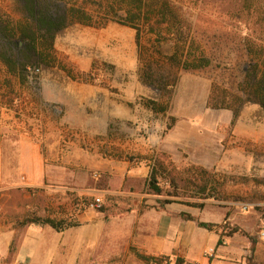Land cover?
<instances>
[{
  "label": "rangeland",
  "instance_id": "1",
  "mask_svg": "<svg viewBox=\"0 0 264 264\" xmlns=\"http://www.w3.org/2000/svg\"><path fill=\"white\" fill-rule=\"evenodd\" d=\"M171 1L180 9L185 49L190 46L196 55L202 49L209 68L184 72L172 67L168 58L179 42L170 38L155 47L146 29L143 58L128 27L114 21L103 28L70 24L56 36L54 67H40L24 83L11 78L10 89L0 91V148L6 160L13 153V131L22 130L50 146L51 152L42 150L47 164L64 169L54 173L64 182L50 186L25 187L22 176L18 187L0 182V264H146L139 249L143 214L168 204L181 209L180 215L217 225V236L241 229L256 240L255 263L264 264V240L258 238L264 224V111L246 96L235 112L207 107L214 84L231 91L242 82L249 68L242 41L264 46V0ZM0 11L20 18L12 0H0ZM153 60L160 63L148 70ZM158 80L175 84L166 92ZM144 98L168 102L167 112L146 109ZM137 157L147 160L129 163ZM11 160L17 173V159L12 155ZM152 166L166 178L160 181V196L147 186ZM201 170L212 182L207 192L217 201L202 199L208 193L198 192ZM127 191L129 198L120 195ZM95 197L101 199L100 208L89 209ZM28 217L63 221L80 230L63 245L65 230L22 225ZM79 243L84 249L78 251ZM248 245L240 234L223 238L211 253V264H246ZM175 260L168 258L170 264Z\"/></svg>",
  "mask_w": 264,
  "mask_h": 264
},
{
  "label": "trees",
  "instance_id": "2",
  "mask_svg": "<svg viewBox=\"0 0 264 264\" xmlns=\"http://www.w3.org/2000/svg\"><path fill=\"white\" fill-rule=\"evenodd\" d=\"M20 18L15 20L0 11V72L4 76L0 91L9 90L11 78H18L21 82L27 81L29 69L40 67L52 68L56 65L54 57V43L59 32L70 24H78L85 27L103 28L108 21H114L121 26L135 31L134 43L139 57L145 58L143 52L142 29L148 30L153 35L154 46L165 42L167 39H175V52L168 58V63L184 72L201 71L210 67V60L204 55L202 49H198V55L192 52L190 46L185 49L186 40L181 38L183 22L179 15V7L171 0H12ZM198 1V0H196ZM91 10V13L88 11ZM166 24L165 28H159ZM164 33V34H163ZM184 33V32H183ZM246 39V38H245ZM242 41L244 58L249 63V68L243 73L242 82L231 91L214 84L207 100V107L215 110H231L235 112L241 104L242 97L259 106L264 111V46ZM247 40V39H246ZM246 42V43H245ZM155 46V47H157ZM159 56V51L156 52ZM151 61L148 70L159 61ZM159 62V63H158ZM63 69V68H62ZM68 73V72H67ZM147 77L148 79H151ZM152 82V79H151ZM155 82V79H154ZM159 89L168 92L175 82H162L158 80ZM109 90L114 92L113 89ZM141 104L155 114H165L168 110V102L161 104L155 100L144 98ZM145 157L130 158L129 163L136 165ZM195 169V168H194ZM189 168L188 172L194 170ZM201 184L198 186L200 195L208 193L202 199L218 200L212 193L207 192L210 187L209 177L206 171L201 170ZM205 175V177H204ZM163 175L152 166L147 178V186L155 195H162L163 190L160 181ZM174 184V180H169ZM212 189H215L214 187ZM216 192V191H215ZM174 197V195H170ZM185 221L195 223L199 228L208 232L215 231L218 226L210 223L198 222L189 214L180 215ZM22 225H44L55 232H62L75 227L63 221L50 218L28 217L23 219ZM243 235L248 241V248L244 250L246 264H257L254 261L255 238L249 237L237 227H232L227 232H220L218 244L225 237ZM141 260L156 264H170L165 257H141ZM184 260L177 258L173 264H184Z\"/></svg>",
  "mask_w": 264,
  "mask_h": 264
},
{
  "label": "crops",
  "instance_id": "3",
  "mask_svg": "<svg viewBox=\"0 0 264 264\" xmlns=\"http://www.w3.org/2000/svg\"><path fill=\"white\" fill-rule=\"evenodd\" d=\"M65 89V88H63ZM69 89V93H77V88ZM90 93L96 91L93 88H88ZM98 96L100 92H96ZM46 99V98H44ZM54 101H59L57 96H54ZM15 144L8 154L10 159H7L6 153L0 148V182L12 184L14 187L19 185V177L25 181V187H40L43 185H52L57 182H64V177L54 175L55 169L64 173L62 167H55L47 164L43 158V151L51 152L49 145H46L42 140L40 143L35 141V137L21 130H14ZM47 139L45 138V141ZM47 147V148H46ZM17 159L18 169L15 172L13 160L11 156ZM52 189V187H49ZM56 189V188H53ZM129 198V191L120 194ZM132 197H140L133 195ZM175 204H168L163 209H150L144 212L143 227L140 231L142 244L140 245L141 254L144 257H165L169 259H183L185 261L196 264H211L213 249L218 245V236L213 232H208L199 228L195 223L185 221L180 217L183 213L181 209H176ZM191 214V213H190ZM83 214H77L75 217L79 221H85ZM191 216H193L191 214ZM140 217V216H139ZM95 219H93V223ZM95 224V223H94ZM73 230V232H72ZM72 229L65 230L61 233L60 239L62 244H65V239L70 238V235L75 231ZM215 246L213 247V244ZM63 244V245H64ZM84 243L78 244V251L84 249ZM224 249V246L223 248ZM227 249V248H226ZM228 250V249H227ZM135 251V250H133ZM209 255V258L206 257Z\"/></svg>",
  "mask_w": 264,
  "mask_h": 264
},
{
  "label": "built area",
  "instance_id": "4",
  "mask_svg": "<svg viewBox=\"0 0 264 264\" xmlns=\"http://www.w3.org/2000/svg\"><path fill=\"white\" fill-rule=\"evenodd\" d=\"M30 73H38L39 69H29ZM101 205V199L98 197L93 198V200L88 204V208L95 210V209H99ZM258 238L260 240H264V224L260 227L259 231H258ZM149 264H156V263H149Z\"/></svg>",
  "mask_w": 264,
  "mask_h": 264
}]
</instances>
